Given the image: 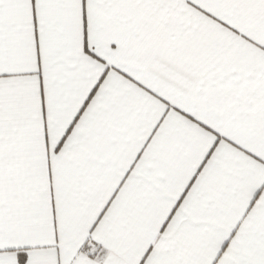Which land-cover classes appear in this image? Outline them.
<instances>
[{
	"label": "snow or ice",
	"instance_id": "snow-or-ice-1",
	"mask_svg": "<svg viewBox=\"0 0 264 264\" xmlns=\"http://www.w3.org/2000/svg\"><path fill=\"white\" fill-rule=\"evenodd\" d=\"M0 264H264V0H0Z\"/></svg>",
	"mask_w": 264,
	"mask_h": 264
}]
</instances>
